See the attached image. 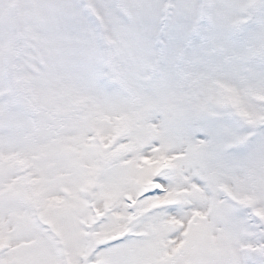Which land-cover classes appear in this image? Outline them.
I'll return each instance as SVG.
<instances>
[{"label":"snow or ice","instance_id":"1","mask_svg":"<svg viewBox=\"0 0 264 264\" xmlns=\"http://www.w3.org/2000/svg\"><path fill=\"white\" fill-rule=\"evenodd\" d=\"M204 7L197 0L28 5L33 38L17 63L46 109L52 101L75 117L79 110L71 100L81 101L85 119L73 147L89 166L97 152L111 154L99 179L114 198L89 218L58 191L45 200L48 193L37 188L35 218L0 217V264H264V200L260 212L238 206L218 188L221 178L210 176L221 163L244 161L264 181V104L246 117L231 95L221 94L203 109L198 93L182 99L189 91L182 77L223 68L222 57L203 46L225 35L218 19L209 22L213 7L208 19L198 20V31H191ZM259 19L264 6L229 35L233 47L258 32ZM7 33L5 25L4 40ZM259 71L264 76V60ZM0 82H8L6 63L0 64ZM22 116L20 106L0 108L4 120ZM90 137L100 141L96 151ZM236 138L242 142L232 143ZM147 160L167 163L152 175L153 186L141 191L139 168ZM157 198L167 202L152 207ZM101 232L109 238L90 235Z\"/></svg>","mask_w":264,"mask_h":264},{"label":"rangeland","instance_id":"2","mask_svg":"<svg viewBox=\"0 0 264 264\" xmlns=\"http://www.w3.org/2000/svg\"><path fill=\"white\" fill-rule=\"evenodd\" d=\"M32 0H0V64L6 63L8 82H0V108L20 106L24 116L8 120L0 118V217L14 222L25 214H35L39 210L34 195L37 188L46 190L50 198L58 191L64 201L71 202L74 211H80L83 217L95 218L100 213L98 205L107 206L114 198L112 192L104 191L99 173L108 170V156L97 152L94 166L83 163L73 145L80 139L81 125L85 119L82 103L73 98V107L79 110L75 117L68 116L58 104L49 101L52 106L46 109L40 97L31 87L29 78L17 63V56L32 39L28 5ZM191 3L192 0H185ZM205 5L191 24V31L199 29L198 20L208 19V7H213L214 15L210 23L217 19L225 35L204 42L206 50H214L223 60V68L208 72L192 73L182 77L184 86L189 90L182 99L191 101L195 93L203 97L198 102L201 109L215 103L221 95H231L236 111L241 116L258 113L264 104V76L259 71L264 60V19L257 21L259 30L250 40L233 47L229 35L240 32L242 25L264 6V0H197ZM7 25L6 40L3 29ZM15 29V31H14ZM6 54V57H5ZM230 90V91H226ZM11 100V105L9 104ZM47 116V120L43 118ZM118 136L113 137V141ZM88 144H100L95 137L87 138ZM112 141H110L111 143ZM241 138L232 141L241 143ZM106 148V145H101ZM167 161H143L139 168L141 175L138 183L140 190L152 187L151 177ZM79 169L77 174L75 169ZM43 170L47 175L34 179V172ZM212 177H220L218 188L245 209L257 207L264 200V181L259 180L253 169L244 161L221 163L210 172ZM77 188L74 192L72 189ZM138 195V193H137ZM164 198L150 202L152 207L166 203ZM95 240L109 238L105 233H90ZM58 240L60 237L57 235ZM95 242V241H93ZM60 245L58 244L57 247Z\"/></svg>","mask_w":264,"mask_h":264}]
</instances>
